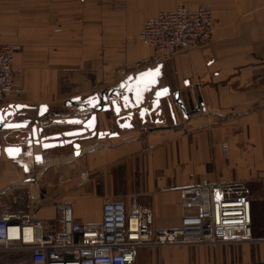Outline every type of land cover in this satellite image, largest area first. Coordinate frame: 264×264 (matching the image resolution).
<instances>
[{
  "label": "crops",
  "instance_id": "0c3cea01",
  "mask_svg": "<svg viewBox=\"0 0 264 264\" xmlns=\"http://www.w3.org/2000/svg\"><path fill=\"white\" fill-rule=\"evenodd\" d=\"M180 4H204L213 13L207 44L162 63L159 87L180 90L189 114L173 103L172 114L162 112L159 121L135 115L132 128L118 129L113 112H100L97 130L118 134L81 141L77 156L71 145L35 146L40 162L33 153L15 159L1 150L0 213L30 211L47 221L70 199L75 221L96 223L105 201L134 196L150 209L155 227L171 229L180 221L181 187L202 180L243 183L252 205L251 240L144 246L134 264H264V0H1L0 44L17 46L13 65L20 69L14 82L21 92L13 103L29 106L33 115L47 105L56 114L44 123L76 114L66 100L156 66H146L152 50L140 31L148 18ZM11 135L21 136L0 132V145L20 143ZM22 258L26 254L0 253V263Z\"/></svg>",
  "mask_w": 264,
  "mask_h": 264
},
{
  "label": "built area",
  "instance_id": "2783aa9c",
  "mask_svg": "<svg viewBox=\"0 0 264 264\" xmlns=\"http://www.w3.org/2000/svg\"><path fill=\"white\" fill-rule=\"evenodd\" d=\"M1 1V0H0ZM213 32V13L200 4H180L148 18L139 34L152 50L145 61L158 65L178 52L207 44ZM16 45L0 44V110L14 104L21 89L14 79ZM203 109L202 113L206 114ZM220 148L227 153L228 144ZM250 191L243 183H211L202 180L179 189L180 221L171 229L157 228L150 209L134 196L124 201H105L101 220L75 221L73 203L63 200L58 216L43 221L33 212L0 213V253H24L26 258L0 264H134L144 246L241 243L252 239ZM26 259V260H25Z\"/></svg>",
  "mask_w": 264,
  "mask_h": 264
},
{
  "label": "water",
  "instance_id": "95a60500",
  "mask_svg": "<svg viewBox=\"0 0 264 264\" xmlns=\"http://www.w3.org/2000/svg\"><path fill=\"white\" fill-rule=\"evenodd\" d=\"M163 75L162 64L148 67L133 74H128L115 86L101 89L87 97H72L65 101V107H74L77 113L64 119H54L44 123V119L54 115L47 105H39L33 115L26 113L31 110L24 104H11L0 110V132L11 131L21 134L20 143L0 145V152L9 158H22L25 153H33L35 146L41 151L51 150L65 145H71L75 156L80 153V142L92 137L116 136L117 131L97 130L100 112H113L114 123L118 129L132 128L133 118L137 115L143 121L146 116L156 117L159 121L162 112H173L172 104L178 106L184 116L186 110L184 98L180 90H173L170 85L160 86ZM155 88V89H154ZM150 95V99L147 96ZM199 104H195V112ZM125 111L126 113H121ZM56 114V113H55ZM23 117L24 119H18ZM50 125H65V129L49 131ZM47 130V131H46ZM44 132H47L44 135ZM19 136V135H17ZM7 135L3 139H7ZM35 162L43 159L42 153H33Z\"/></svg>",
  "mask_w": 264,
  "mask_h": 264
},
{
  "label": "rangeland",
  "instance_id": "374dc122",
  "mask_svg": "<svg viewBox=\"0 0 264 264\" xmlns=\"http://www.w3.org/2000/svg\"><path fill=\"white\" fill-rule=\"evenodd\" d=\"M6 44H10V43H6ZM9 139H10V137H9ZM11 139L14 140V141H16V142H19L20 141V136H15V138H14V135H11ZM149 247H154V246H149Z\"/></svg>",
  "mask_w": 264,
  "mask_h": 264
},
{
  "label": "bare ground",
  "instance_id": "6f19581e",
  "mask_svg": "<svg viewBox=\"0 0 264 264\" xmlns=\"http://www.w3.org/2000/svg\"><path fill=\"white\" fill-rule=\"evenodd\" d=\"M36 149H38L37 147H35Z\"/></svg>",
  "mask_w": 264,
  "mask_h": 264
}]
</instances>
